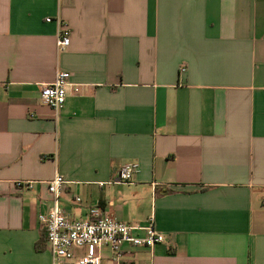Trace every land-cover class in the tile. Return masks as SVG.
<instances>
[{
    "label": "crops",
    "instance_id": "0c3cea01",
    "mask_svg": "<svg viewBox=\"0 0 264 264\" xmlns=\"http://www.w3.org/2000/svg\"><path fill=\"white\" fill-rule=\"evenodd\" d=\"M58 71L55 113L39 87ZM56 174L71 219L165 238L100 264H264V0H0V264H53Z\"/></svg>",
    "mask_w": 264,
    "mask_h": 264
},
{
    "label": "built area",
    "instance_id": "2783aa9c",
    "mask_svg": "<svg viewBox=\"0 0 264 264\" xmlns=\"http://www.w3.org/2000/svg\"><path fill=\"white\" fill-rule=\"evenodd\" d=\"M50 22L51 19H46ZM70 31L66 25L60 24L57 34V48L64 50L70 41ZM183 71V69H181ZM70 74L56 72L54 80L39 87V98L42 105L58 113L64 106L69 86ZM138 164L128 162L119 169L116 181L127 184L133 180ZM64 178L56 174L47 181V191L51 205L45 214L39 215V223L45 229L46 241L49 245L53 264H100L101 251L107 248L113 258L119 259L124 245L132 247L152 248L165 241L164 236L157 232L150 222L147 227L131 226L118 221L100 207H89L83 219L73 220L65 214L59 205ZM32 182L16 181L15 186L30 189ZM80 203V199L76 198ZM82 251L76 255L75 251Z\"/></svg>",
    "mask_w": 264,
    "mask_h": 264
},
{
    "label": "trees",
    "instance_id": "16d2710c",
    "mask_svg": "<svg viewBox=\"0 0 264 264\" xmlns=\"http://www.w3.org/2000/svg\"><path fill=\"white\" fill-rule=\"evenodd\" d=\"M36 247H37V249H39V244H37V246H36Z\"/></svg>",
    "mask_w": 264,
    "mask_h": 264
}]
</instances>
